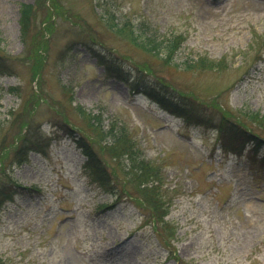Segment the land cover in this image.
<instances>
[{
	"label": "rangeland",
	"instance_id": "374dc122",
	"mask_svg": "<svg viewBox=\"0 0 264 264\" xmlns=\"http://www.w3.org/2000/svg\"><path fill=\"white\" fill-rule=\"evenodd\" d=\"M124 21L158 38L181 35L178 65L133 43L114 25ZM0 48L13 70L0 74V185H19L0 207V264H264V153L251 161L213 143L211 125H184L92 54L128 80L145 62V80L160 77L214 121L225 111L264 138L246 119L264 117V0H0ZM197 56L220 67L183 66ZM112 125L160 169L166 225L100 149L97 130ZM22 137L39 149L23 162L14 153ZM79 138L99 152L109 184L83 170Z\"/></svg>",
	"mask_w": 264,
	"mask_h": 264
},
{
	"label": "trees",
	"instance_id": "16d2710c",
	"mask_svg": "<svg viewBox=\"0 0 264 264\" xmlns=\"http://www.w3.org/2000/svg\"><path fill=\"white\" fill-rule=\"evenodd\" d=\"M29 10L30 4H21L20 12L22 24L27 20ZM114 25L121 31L127 28L130 32L132 42L148 53L155 55L160 59L159 61L165 64L178 65L172 62V60L179 49L180 42L183 40L181 35H172V37L169 38H158L152 33L148 35L145 26H143V23H140V21L136 24L124 21L122 24L118 25L115 23ZM138 29L143 33L139 32ZM1 50L0 48V74H11L13 72L10 63L11 57L8 53L2 52ZM92 54L95 56L97 62L104 64L105 71H108L109 74L120 79H125L124 81L132 92L146 95L153 102L161 105L168 113L180 118L182 122L185 123L184 125L191 126L195 124L203 127L211 125L216 132V138L213 143L219 142L224 147L232 145L239 151L246 150L247 156L251 161L254 159H262L259 156L264 153V138L255 132L253 127L248 125L244 120L240 118H229L225 111H222V115L217 117L214 121L208 113L197 109V106L190 100L192 96L178 90L175 92V88L170 82L160 77L145 80L142 77V73H152L151 67L145 62L138 66L141 71L144 70L145 72L138 71L131 80H128L127 78H123L121 70H115L114 66H112L113 63L105 54H101L100 52H94ZM213 61L214 60L205 61L201 56H197L195 59H185L183 66L185 68L194 66L199 69L219 68L220 61ZM15 89L16 87H10V91H14ZM76 109L81 115L88 116L91 127L97 126L99 120L96 116L88 114L90 112H85V110L78 105H76ZM246 119H249L250 122L253 121L257 126L264 127V117L257 112L249 111L246 113ZM97 132L99 135V139L97 138V140L103 142L100 149L102 147L103 149H107L112 158L121 164V171L134 181V190H136L139 195V202L143 204V207H146L158 221L166 225L167 220L164 216L168 212V198L161 190L162 174L160 169L151 164L147 158L142 157L139 148H137L133 144V141L126 135L123 127L112 125L104 131L98 129ZM75 142L85 157L82 168L87 175H89L92 180L99 182L100 185L109 184V180L115 177L112 172L107 169L106 165H104L99 152L93 147L92 143H88L82 138L76 139ZM15 147L14 153H17V159L22 162L26 159L29 151H39L36 140L28 137H22L19 144ZM2 148L3 151L6 152V147L2 146ZM5 152H1V155ZM15 186L19 185L16 183H12V186H7L5 184L0 185V207L4 201L13 196V193L16 191Z\"/></svg>",
	"mask_w": 264,
	"mask_h": 264
}]
</instances>
